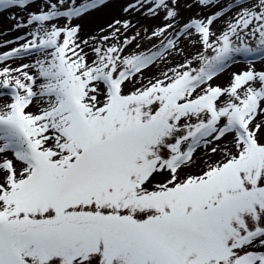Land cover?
Returning a JSON list of instances; mask_svg holds the SVG:
<instances>
[{"label": "snow or ice", "instance_id": "6c2138e0", "mask_svg": "<svg viewBox=\"0 0 264 264\" xmlns=\"http://www.w3.org/2000/svg\"><path fill=\"white\" fill-rule=\"evenodd\" d=\"M108 2L0 0V264H264V0Z\"/></svg>", "mask_w": 264, "mask_h": 264}, {"label": "rangeland", "instance_id": "374dc122", "mask_svg": "<svg viewBox=\"0 0 264 264\" xmlns=\"http://www.w3.org/2000/svg\"><path fill=\"white\" fill-rule=\"evenodd\" d=\"M114 0H109V2H113ZM108 2V3H109ZM134 2V0H123V2L121 3V11L114 16V18L116 17V19L119 20H124L122 19L123 17L127 20H130L133 24L136 25V29H133L131 32L128 33V36L131 37L132 35L135 34V31L137 29H140L141 26H146L149 30V32L151 31L153 26H157L160 25L162 23L161 21V16L163 15V13L160 14V16H157L155 18H146L145 16L141 15V13L139 12H132V13H128L125 14L122 12V9L128 4V3H132ZM107 3V4H108ZM31 11H36V10H31ZM95 10L91 11L90 13H88L89 15L91 13H93ZM201 10L196 7L195 5L191 8V9H185L183 8V6H181V11H180V16H181V23L185 22L188 18H196L197 14L200 13ZM205 15L207 14L206 12L204 13ZM21 15H23L22 21L26 20V13H22ZM229 15H231V13H229ZM78 21V20H77ZM111 20H107L106 22H104L103 24H110ZM63 24V22L61 23ZM15 25V21L12 19H6L2 24H0V53L4 52V51H9L11 50L12 47H18L19 43H17V40L19 37L21 36H25L28 32L27 28H21L19 30H13ZM220 27H222V21H217L214 25H213V29L214 30H218ZM92 29V28H91ZM90 30V28L87 31H81L80 32V36H83L86 32H88ZM92 31V30H91ZM85 32V33H84ZM99 32H95L93 31V34L91 36L96 35ZM106 34V33H105ZM88 38V37H87ZM7 41H13V43L11 44H6ZM20 43H22V41H20ZM154 43H159V41H148L146 39H143V32H142V36L140 38V44L144 49H147L148 47H151L152 44ZM4 45V46H3ZM135 47V45H133L131 48L128 49V52H132L133 48ZM192 51H195V49H192ZM24 62H28L27 60H25ZM236 65H243L241 68H232L230 67L228 70H226L223 74H221L219 76V78L214 81V83H219V84H225L228 79H229V74L231 72L234 71H240L243 70L246 67L245 63H240V64H236ZM258 68L261 66L259 62H257L256 65ZM157 72L156 68H153L150 72L146 73V75H152L153 73ZM3 99H0V103H3ZM196 158H197V164L193 166V168L191 169V171L196 172L198 170V167L201 164L200 161V157L202 156V151H198L196 154ZM213 159H217V157H213Z\"/></svg>", "mask_w": 264, "mask_h": 264}, {"label": "bare ground", "instance_id": "6f19581e", "mask_svg": "<svg viewBox=\"0 0 264 264\" xmlns=\"http://www.w3.org/2000/svg\"><path fill=\"white\" fill-rule=\"evenodd\" d=\"M123 0H114L113 2H109L106 6L100 7L99 9L95 10L93 13L85 14L82 18L77 19L74 21V23L79 24L81 26V31H87L89 28L90 30L88 32H84L85 38L91 36L93 34V31L99 32L101 28H106L107 25L103 24L107 20H111L112 22L116 20V16L121 11V3ZM42 3V0H37V4L34 5L32 8L28 9L27 11L31 10H38V7ZM26 12H21L19 9H10L7 11L0 12V24H2L6 19H11L12 16H16L22 20L23 15ZM126 19V17L122 18ZM110 21V22H111ZM64 23L63 20L60 21V23ZM16 23V21H15ZM92 28V29H91ZM92 30V31H91ZM107 34V33H106ZM81 38H84L81 36ZM7 45V43L5 44ZM4 46V45H3ZM15 66V65H13ZM243 65H233L232 68H241Z\"/></svg>", "mask_w": 264, "mask_h": 264}]
</instances>
